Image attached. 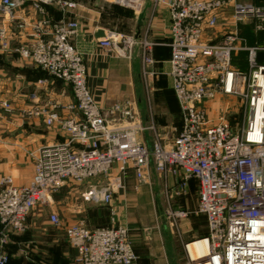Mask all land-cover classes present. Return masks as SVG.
<instances>
[{"label":"built area","instance_id":"1","mask_svg":"<svg viewBox=\"0 0 264 264\" xmlns=\"http://www.w3.org/2000/svg\"><path fill=\"white\" fill-rule=\"evenodd\" d=\"M51 1L33 0V9L43 16L31 25L35 42L19 52L48 75L71 84L76 105L67 109L76 108L79 115L62 117L55 104L53 109L48 104L28 110L43 116L48 125L59 124L69 138L37 150L34 174L25 185L16 186L10 176H0V264L8 259L3 245L12 231L24 227L32 207L50 204L52 194L67 182L103 176L112 165L122 174L132 170L139 182L148 178L151 165L165 176L180 175L182 185L196 180L208 249L195 260L187 257L184 264H264V62L258 58L264 56V36L258 34L264 31V6L240 0H164L171 21V87L183 120L170 140L157 138L145 145L126 132L128 126H120L139 122L128 103L114 104L105 112L89 93L82 59L70 42L78 24L62 19L49 25L43 5ZM143 1L115 0L129 7ZM54 2L62 10L78 6L72 0ZM19 3L0 0V12L14 20L13 8ZM227 13L232 28L217 39H204L205 29L216 27ZM249 21H253L251 41L239 31ZM98 39L103 48H116L113 38ZM0 41L6 46L3 29ZM233 56H244L246 68L234 67ZM216 95L239 98L238 119L221 116L211 123L204 104ZM0 105L9 107L7 101ZM114 189L115 182H108L91 187L83 197L108 203ZM49 219L59 220L54 211ZM65 233L81 264H132L137 259L121 226L90 229L77 221Z\"/></svg>","mask_w":264,"mask_h":264},{"label":"rangeland","instance_id":"2","mask_svg":"<svg viewBox=\"0 0 264 264\" xmlns=\"http://www.w3.org/2000/svg\"><path fill=\"white\" fill-rule=\"evenodd\" d=\"M81 1L90 4L92 0ZM146 1L144 0L138 6L132 7L126 6L124 3H116L115 0H106L105 6L102 5L105 9L102 22L108 27L104 36L107 35L109 38H113L116 48H103L100 43L99 46L109 51L110 54L117 55L118 59H122L121 68L123 72L130 74L133 91L124 99L114 100L107 105L100 106L87 85V67L84 56L73 44V37L70 42L82 59L86 73L85 82L97 105L106 112L114 104L128 103L129 108L136 113L139 122H134V124L125 122L120 124V126H128L125 129L126 132L132 135L136 141L150 145L157 138L170 140L175 136L181 128L183 114L171 87L169 64L171 54L169 45L171 40L170 17L169 40L168 38L166 39V45L168 44L170 52L166 60L167 63L163 60H158L154 54L155 47L159 43L165 45V42H163L165 39H153L151 37L152 31H156L157 28L154 24V12L160 5H163L167 8L168 16H170L169 9L164 0H150L149 13L145 16L142 24H137L136 19ZM240 1H251V3L258 6H264V0ZM32 2L33 0H31V7ZM77 3L79 5V2ZM48 4L55 5L61 11L62 17L59 20H75L70 17V13L75 8L62 10L53 0L44 4V9ZM0 14L6 19L1 12ZM39 14V18H41L43 15ZM44 16L49 19L46 14ZM37 19L29 24L23 23L22 26L26 25L29 27V41L14 48L19 55L21 47L29 49L35 42L34 36L31 35V25ZM75 21L77 22V20ZM53 23L54 21H49V25ZM19 25L21 26V24ZM252 25L253 21H249L246 25L241 24L239 26L241 35L246 37L248 41H251L250 30ZM232 26L231 13H227L226 18L221 20L216 27L205 29L204 39H217L220 34L229 31ZM1 29L4 30L6 46L0 41V49L9 51L10 45L3 25L0 26ZM258 34L264 36V31H260ZM25 59L29 60L39 75L42 76L37 78L35 89L27 95L29 103L21 111V117L30 119L42 118L45 127L54 129L56 137L53 142L32 144L26 148L25 152L23 151L28 157L30 168V175L26 182L28 183L34 174L37 150L42 145L66 141L69 138L59 124L48 125L45 123L43 116L28 114V110L45 105L48 106V104L53 109L55 104L54 109L62 117H67L71 113L79 115V113L76 108L75 112L67 109L69 104L76 105V98L71 84L48 75L38 67L32 58L26 57ZM244 59V56H233L232 65L236 68L245 69L246 63ZM40 79H45L46 82L39 84L38 80ZM57 82L70 91L71 102L42 98L41 92H46V88L48 89L50 85ZM0 101L9 103L8 109L0 105L1 129L3 117L11 113L14 107L11 99L7 98L1 91ZM204 105L211 123L221 116L227 120L234 121L241 114L240 100L237 97L216 95L214 98L207 100ZM117 117L118 113H114L113 119ZM14 147L16 146L12 148ZM0 149L3 148L0 147ZM4 161V158H0V164ZM6 175L10 176L14 182V174L0 169V176ZM108 182H115V189L108 203L84 200L83 194L91 187L96 186L99 188ZM197 201V182L195 179H190L185 185H182L180 175L165 176L156 171L151 165L148 178L139 182L132 170L129 169L126 174H122L115 165H112L107 174L103 176L67 182V184L61 186L52 194L50 204L32 207L28 211L24 227L19 231H12L3 247L9 260H13L17 264H81L77 261V252L70 244L65 228L77 221H84L90 229L111 228L114 226L125 228L132 249L137 257L132 264H184L187 258L184 248L185 244L207 235L206 220L204 215L198 210ZM53 211L58 216V223H53L49 219V215ZM177 211H183L185 214L182 216L170 214V212L173 214ZM136 251H139L141 256Z\"/></svg>","mask_w":264,"mask_h":264},{"label":"crops","instance_id":"3","mask_svg":"<svg viewBox=\"0 0 264 264\" xmlns=\"http://www.w3.org/2000/svg\"><path fill=\"white\" fill-rule=\"evenodd\" d=\"M74 1L79 2V5L70 13V17L77 20L78 29L72 42L84 56L90 92L100 106L124 99L133 91L130 74L123 72L121 68L123 60L101 48L99 39L95 36L98 29H102L104 33L108 30L107 25L102 22L105 12L103 6L106 0H95L94 4V0L90 4L81 0ZM150 3V0L145 2L136 19L137 24L143 23L145 16L149 13ZM30 4L31 0H20L19 5L13 8L14 20L5 19L0 14V26H4L10 45L9 51L0 49V91L11 99L14 107V110L6 114L2 120L0 147L3 149H0V158H4L5 161L0 164V169L14 174V182L17 185L25 184L30 175L28 157L24 154L26 148L32 144H45L56 139L54 129L45 127L42 118L21 117V111L29 103L27 95L35 89L37 78L42 76L29 60L20 56L14 49L29 41V27L22 24H29L40 17ZM45 10V14L51 21L55 22L62 17L61 11L53 4L46 5ZM153 18L157 28L156 31H152L151 37L165 39L163 41L165 45L159 43L155 47L154 54L158 60L167 63L170 53L168 44L166 45V39L169 40L167 8L160 5L154 12ZM41 95L42 98L56 99L61 102L72 100L70 91L58 82L46 88V92H41ZM13 146L17 148H12ZM136 253L141 256L139 251ZM7 264H17V262L9 260Z\"/></svg>","mask_w":264,"mask_h":264},{"label":"bare ground","instance_id":"4","mask_svg":"<svg viewBox=\"0 0 264 264\" xmlns=\"http://www.w3.org/2000/svg\"><path fill=\"white\" fill-rule=\"evenodd\" d=\"M186 254L190 259H196L207 253L208 243L205 237L193 240L186 244Z\"/></svg>","mask_w":264,"mask_h":264},{"label":"water","instance_id":"5","mask_svg":"<svg viewBox=\"0 0 264 264\" xmlns=\"http://www.w3.org/2000/svg\"><path fill=\"white\" fill-rule=\"evenodd\" d=\"M95 36H97L98 38H101L104 36V32L102 29H98L96 30ZM259 60L264 62V56H258Z\"/></svg>","mask_w":264,"mask_h":264},{"label":"trees","instance_id":"6","mask_svg":"<svg viewBox=\"0 0 264 264\" xmlns=\"http://www.w3.org/2000/svg\"><path fill=\"white\" fill-rule=\"evenodd\" d=\"M201 237H203V236H201ZM8 261H9V258L7 259V261H6V263H5V264H7V263H8Z\"/></svg>","mask_w":264,"mask_h":264}]
</instances>
